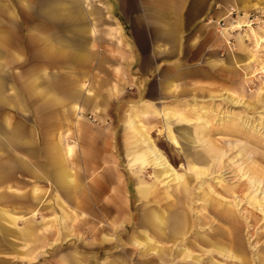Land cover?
<instances>
[{"label": "crops", "instance_id": "1", "mask_svg": "<svg viewBox=\"0 0 264 264\" xmlns=\"http://www.w3.org/2000/svg\"><path fill=\"white\" fill-rule=\"evenodd\" d=\"M86 1L43 0L35 6L33 24L24 26L17 14V0H0L2 235H11L12 228L3 222L7 216L12 227L18 221L23 241H30L25 239V232L35 230L36 236L45 230L42 236L46 237H55L50 232L61 231V240L66 243L72 238V208L78 215L88 213V197L103 199L105 186L107 201L119 220L138 225L145 206L150 207L152 202L149 198L154 193L148 186L153 184L154 171L147 168L151 161L129 157L124 160L122 178L115 163L122 155L113 152L114 129H119L120 115L127 105V110L139 109L143 117H153L157 108L161 111L158 103L171 100L167 98L170 96L178 97L186 89L184 82H201L197 80L201 68L192 57L197 58L195 26L197 19L207 13V0H112L119 7L127 31L112 15L111 0L110 4L105 0L103 15V10L95 6L88 8ZM106 18L113 24L108 30L97 31ZM236 62L228 52L227 58L210 64L229 73L235 71L230 64ZM106 64L115 66L122 79L132 77L129 81L133 92L128 97L122 79L114 83L104 79L97 87L92 83L94 79L87 83L93 72H105ZM107 85L116 93V111L114 115L94 117L109 122L96 132L85 118L86 111L91 105L98 109L103 104V99L96 96ZM121 137L118 145L127 150ZM19 175L27 179L21 180ZM41 209L55 213L50 227H45L47 219L38 217L43 215ZM32 212L34 218L30 217ZM14 246L12 251H16Z\"/></svg>", "mask_w": 264, "mask_h": 264}, {"label": "rangeland", "instance_id": "2", "mask_svg": "<svg viewBox=\"0 0 264 264\" xmlns=\"http://www.w3.org/2000/svg\"><path fill=\"white\" fill-rule=\"evenodd\" d=\"M7 1L16 2V0ZM42 1L17 0V14L24 26L35 20V6ZM237 1L245 4L246 7H238L236 0L206 1L207 13L201 19H197L195 26L197 58L192 57L193 63L197 62V68H201L198 70L201 75L197 78L201 82L195 81L191 84L184 82L183 85L186 88L182 91L184 94L178 93V97L170 96L167 98L171 100L158 103L157 106L161 108V111L159 112L157 108L158 112H154L153 117H143L139 109L127 110L129 106L126 105L118 120L119 129H114L116 135L113 152L117 151L119 156L122 155L124 158L121 156V161L115 162L118 163L116 168L123 178L124 160H128L129 157L136 160L137 156L143 152V147L139 146L140 148L136 149L134 143L140 138L143 143H146L147 138L167 160L175 173L181 176L174 180H170L171 177L168 178L166 175L156 178V173L160 170L155 165V161H151L147 167L154 171V177L151 180L152 183L156 182L155 194L149 198L152 201L149 205L155 207L162 216H166L164 217L166 221L178 211V208L173 206L176 192L180 190L183 194V210L189 214L191 222L184 240L178 241L180 244L175 246V249H179V254L197 257L202 253L199 248L205 246L203 239H216L219 236V239L224 241L226 239L221 235L222 230L226 229L225 226L230 229L232 226V231L237 227L244 229L245 251L249 264H264V213H262L264 203L257 204L254 200L257 196L264 202L262 197L264 196V0ZM85 4H89L88 8L92 5L102 11L106 2L105 0H87ZM231 7L238 13L233 12L229 15ZM103 14H106L104 10L101 15ZM112 15L120 19L124 30L127 31V25L123 22L119 7L114 2ZM107 21L111 22V19L106 18L100 23V26L96 27L97 31L108 30L113 23ZM228 52L236 57V64H231L236 67L234 72L223 73L217 67H211L210 61L227 58ZM106 55L111 56L109 53ZM105 68V72H93L87 83L94 79L92 83H95L97 87V84L104 79H110L112 83L122 79L115 66L106 64ZM129 78L132 79L131 76H125L122 79L126 82L124 86L126 97L133 92V85ZM89 89L96 94L94 87L90 86ZM100 90L102 97L97 94L96 97L100 101L103 99V104L99 105L98 109L91 105L85 117L96 125L89 124L94 131L109 123L96 120L97 116L105 113L114 115L116 111L117 98L114 97L116 93L111 92L112 89L108 85ZM107 92V96L104 97L103 94L106 95ZM131 122L138 127L136 128ZM135 129L138 130L135 131ZM121 134L127 150H122L120 144L118 145L120 138L122 140ZM92 144L95 143L92 141ZM149 158L154 159V156L150 155ZM202 166L206 167V171L202 170ZM26 177V175H19L21 180H26ZM183 180L187 187L182 189ZM218 180L227 187H232L234 192L230 193L224 186H220ZM130 183L132 187V182ZM91 185L89 183V189ZM150 186L151 184L148 188ZM207 187L227 198L231 196L229 199L235 204L238 223L236 220L230 221L224 218L220 210L215 209L211 199L204 193L203 189ZM149 192L152 193L150 188ZM46 196L49 198L50 195L46 194ZM106 197H108V188L105 186L103 199L88 197V213L78 215L77 210L72 208V239L66 243L61 240V231H52L50 233H53L55 237L51 235L46 237L42 236V231L45 230L38 231L36 236L35 230L31 231L32 235L27 231L25 239L29 238L30 241L29 239H27L29 242L23 241L18 221L13 222L12 227L8 223L10 220L5 216L6 219L3 220L5 227L12 229L11 235H2L0 230V237L2 235L3 240L0 242V263L177 264L175 261L171 263L170 260L157 258L151 252L143 256L141 250L146 246L143 241L145 234L159 243H162V240L157 238L151 227L143 228L134 224L135 222L129 225L122 223ZM32 213L30 217L34 218L35 213ZM40 214L43 215L38 217L47 219L45 227H50L55 213L49 209H43ZM14 228L16 229L13 230ZM134 232L136 236L133 237ZM104 236L108 239L107 241L102 239ZM35 240L38 245H33ZM132 240L140 245L132 247L130 245ZM52 242H54L53 246ZM14 244H16V251H12ZM216 254L214 253L211 258L203 259L202 262L192 264L212 262L239 264L237 261ZM186 260L188 261L189 258L186 257Z\"/></svg>", "mask_w": 264, "mask_h": 264}, {"label": "bare ground", "instance_id": "3", "mask_svg": "<svg viewBox=\"0 0 264 264\" xmlns=\"http://www.w3.org/2000/svg\"><path fill=\"white\" fill-rule=\"evenodd\" d=\"M239 2L237 0L235 2L238 7H241V8L246 7L245 4H243L241 2L239 3ZM233 12L238 13L234 8H232L230 13H229V15H232ZM127 118H129V117H127ZM131 124H133V123L131 122ZM133 125H135V124H133ZM137 127L138 126H136V128ZM136 130H138V129H135V131ZM137 133H140V132H137ZM143 138H145V136ZM140 139H137L136 142L134 143L135 147L137 145H140L141 147H143L142 148L143 152H141L137 156V159L138 160L141 159V161L145 162V163H148L149 161H155V165L160 170L159 172L156 173V178H159L161 175H166L168 178L171 177L170 180L179 179L181 177V176H179L178 174L175 173V170L168 164L167 160L153 146V143L150 140H148L146 138V140L148 142L143 143V141L140 140ZM149 141H150V143H149ZM173 141L175 142V140H173ZM206 150H207V148H206ZM208 153H209V151H208ZM150 155L154 156V159H150L149 158ZM201 168H202V170L206 171V167L202 166ZM203 175H205V174H203ZM181 181H180V183H181ZM218 181H220V180H218ZM219 184H220V186H224L228 191H230V193L234 192L232 187H227L226 185L223 184V182L220 181ZM155 185H156V182H153L152 186L149 187L150 190L152 191V193H154V194H155V191H154ZM183 185H184V180H183ZM201 185H203V184H201ZM217 185H218V183H217ZM186 187H187V185H184L181 188L183 189V188H186ZM162 188H164V187H162ZM203 190H205L204 193L211 199L212 203L215 206V209L218 208L224 218L230 219V221L231 220L232 221L236 220V222L238 223V221H237V218H238L237 216L238 215H237V212L235 211L236 210L235 209V204L232 203L230 201V199H229L231 196L229 198H227V196L225 197V196H223V194L222 195L221 194H217L210 187H207V188H205ZM167 192L168 191H166V193ZM244 193H246V192L244 191ZM176 194L177 195H176V197L174 199L175 204H173V206H175V208L177 207L178 211H177V213H174L173 215H171L169 217L168 221H166L165 218H164L166 216H162L160 213H158L155 210V207H153V206L147 207L144 210L143 214L141 215L138 225L142 226L143 228L144 227H148V228L151 227L153 229L152 231H154V234L157 236V238L159 240H162L161 241L162 243H159L155 239L147 237V234H145V237L143 238V241H144L146 246H145L144 249L141 250L143 256L147 255L148 253L151 252L155 257L160 258V259H164V260H170L171 263L173 261H175L177 264H186L188 262H189V264H192V263L202 262L203 259L211 258L212 256H214V253L215 254L217 253L216 255H218V256L221 255L222 257H226L228 259H232L233 261H237L239 264H249L248 256H247L246 251H245V246L246 245L244 243V235H243V230L244 229L242 230V228H240V227H239L240 229L237 227L236 229H233V231H232V226H231V229L227 228L225 226L226 229L222 230L223 232L221 234V235L225 236L226 240H224V241L219 239V236H217L216 239H213V238H210V239L205 238V239H203L202 241H204L205 246H204V248H202L203 246L201 248H199V250L202 253L200 255H198L197 257H194V256L191 257L188 254H185L186 256L183 255V254H179V249H175V246L177 244H180L179 242L184 240V237L186 236V230L189 229L188 227H189V224L191 222V218H190L189 214H187V212L183 210L182 203L184 204V199H183L184 197H183L182 192L180 190H178L176 192ZM236 195H237V193H236ZM190 196H192V195H190ZM253 196H255V195H253ZM262 197H264V196H262ZM248 199H249V197H248ZM248 199H246V200H248ZM254 200L256 201L257 204L264 203L260 199H258L257 196L254 198ZM249 203H250V201H249ZM184 206H186V205H184ZM201 207H203V206H201ZM262 207H264V205H262ZM262 209H264V208H262ZM197 211H199V210H197ZM214 212H215V210H214ZM216 212H218V211H216ZM254 213H256V212H254ZM262 213H264V212H262ZM254 218H255V215H254ZM257 220H259V219H257ZM168 224H169V226H168ZM135 233L136 232L132 233L133 237H134ZM28 235H29V233H28ZM102 239L104 241L108 240L107 238H105V236L102 237ZM130 245L135 248V247H138V245H140V243H138L135 240H132ZM180 252H182V251L180 250ZM186 257L189 258L188 261L186 260ZM208 263H209V261H208ZM209 264H218V263L212 262V263H209Z\"/></svg>", "mask_w": 264, "mask_h": 264}]
</instances>
